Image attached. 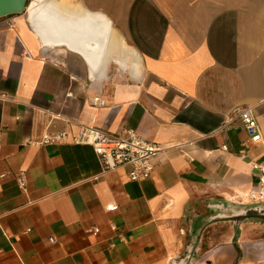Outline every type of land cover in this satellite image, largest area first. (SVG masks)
<instances>
[{
    "label": "crops",
    "instance_id": "0c3cea01",
    "mask_svg": "<svg viewBox=\"0 0 264 264\" xmlns=\"http://www.w3.org/2000/svg\"><path fill=\"white\" fill-rule=\"evenodd\" d=\"M61 1L105 16L136 61L92 72L26 12L0 18V264H264V213L245 217L264 163V0ZM237 107L261 142L228 124ZM78 124L157 143L150 178L42 142Z\"/></svg>",
    "mask_w": 264,
    "mask_h": 264
},
{
    "label": "built area",
    "instance_id": "2783aa9c",
    "mask_svg": "<svg viewBox=\"0 0 264 264\" xmlns=\"http://www.w3.org/2000/svg\"><path fill=\"white\" fill-rule=\"evenodd\" d=\"M95 106H104L105 100L99 97L93 99ZM229 123L239 120L253 142H261L263 136L258 121L250 107H237L230 113ZM78 132L72 137L68 132L49 133L44 135L43 143L65 142L71 138L74 144H85L93 147L101 163L102 174L116 169L127 167V176L130 181H143L149 179L155 169V159L163 148L157 143L150 142L141 137L136 131L129 130L127 135L111 134L97 126L78 124ZM1 140V138H0ZM224 149H227L224 146ZM253 171L258 177L257 184L245 195V204L251 206H264V163L250 162ZM20 187L25 191L27 181L25 173L18 177ZM114 209L113 206L108 207ZM112 229H115L112 226ZM94 233L99 229L95 227ZM53 242V239H50Z\"/></svg>",
    "mask_w": 264,
    "mask_h": 264
},
{
    "label": "bare ground",
    "instance_id": "6f19581e",
    "mask_svg": "<svg viewBox=\"0 0 264 264\" xmlns=\"http://www.w3.org/2000/svg\"><path fill=\"white\" fill-rule=\"evenodd\" d=\"M27 20L43 40L64 43L82 55L92 72L104 71L108 58L136 61L122 37L111 28L109 20L100 14L61 0H31Z\"/></svg>",
    "mask_w": 264,
    "mask_h": 264
},
{
    "label": "water",
    "instance_id": "95a60500",
    "mask_svg": "<svg viewBox=\"0 0 264 264\" xmlns=\"http://www.w3.org/2000/svg\"><path fill=\"white\" fill-rule=\"evenodd\" d=\"M30 0H0V18L25 13L28 10ZM264 213V206L257 207L248 205V211L245 215L249 218H261Z\"/></svg>",
    "mask_w": 264,
    "mask_h": 264
},
{
    "label": "rangeland",
    "instance_id": "374dc122",
    "mask_svg": "<svg viewBox=\"0 0 264 264\" xmlns=\"http://www.w3.org/2000/svg\"><path fill=\"white\" fill-rule=\"evenodd\" d=\"M2 19H6V17L5 18H2Z\"/></svg>",
    "mask_w": 264,
    "mask_h": 264
}]
</instances>
